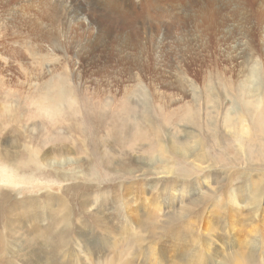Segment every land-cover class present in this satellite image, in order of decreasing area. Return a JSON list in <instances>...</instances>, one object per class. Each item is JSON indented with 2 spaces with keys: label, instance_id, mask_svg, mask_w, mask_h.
<instances>
[{
  "label": "rangeland",
  "instance_id": "374dc122",
  "mask_svg": "<svg viewBox=\"0 0 264 264\" xmlns=\"http://www.w3.org/2000/svg\"><path fill=\"white\" fill-rule=\"evenodd\" d=\"M76 1L77 5L81 1L85 5L96 7L101 13H97V15H104L106 12L115 13L113 4L105 0L97 4H93L89 0ZM157 1L163 4L160 5L162 10L153 13L155 29L153 38L151 36V45L154 48L149 50V47L145 50L143 45L141 50L139 48L137 52L141 61L139 64L131 59L124 61L126 55L118 51L115 39L112 40L109 47L95 43L96 46L90 44V48H85V52L80 51L79 42L89 40L94 36V34L90 35L84 24L78 28L79 30L71 31L68 44L63 43L64 50H56L42 39L36 41L26 39L25 37H29L26 24L24 23L22 28L15 26V17L13 18L11 14L13 10L10 8V12L9 6L16 5L15 7L19 9L21 4L40 5L39 7L44 4L35 0H0V68L3 63H6L10 70L13 65L21 70L20 73L15 72L16 79L11 82L13 87L5 85L0 75V149L9 154L17 153L18 159H21L23 156L27 158L30 156V151L25 149V145L29 146L30 150L32 147L38 150L41 148L39 146L42 144V134L48 135V140L53 139L48 141L49 145L58 142L61 137L64 141H69L68 137L63 134H65V128L77 127L79 121L75 119V115L64 116L63 112L54 115L49 114L47 108H40V103L46 102L47 98L43 97V94L49 90L50 84L56 85L51 89L52 95H56L59 88L67 90L69 87L76 102L86 101L92 105L90 113L85 116H82L81 113L77 115L82 116L80 123L84 125L90 123L93 128V125L98 126L91 118L95 112L93 107L96 106L105 111V115L122 111V119L126 120L128 115L132 119V123L137 120L143 128L149 124L153 125V118H155L154 121L158 125L164 123L163 127L167 132L175 134L173 143L176 141L184 145L187 142L185 127L192 125L194 128H199L195 123L192 124L193 122H189L190 124L187 126V121L190 118H193L194 115L197 118L198 115L205 117V112L210 116L229 111L233 112L232 118L229 119L231 126H224L225 133L228 134L232 131V124L240 125L243 116L246 119L244 122L249 125V130H243L241 133L251 138L259 137L261 142H264V134L259 133L258 127L250 122L251 119L256 118L257 114L264 115V40H262L264 0H153V4H156ZM179 6L182 8L172 17L171 11H165L176 9ZM35 7L33 6V8ZM184 8L186 11H190V15H187ZM155 9L156 6H153V11ZM32 12L34 13L33 10ZM183 13L185 15H182ZM199 14L203 15L201 21H198ZM141 19L142 17L137 20ZM41 21L45 23V20ZM85 23L87 22L85 21ZM159 23L166 25L167 28H159ZM115 30H119V28L116 27ZM117 34L114 33V35ZM245 37L250 39L254 47H258V58L251 57L249 59L247 56V61L240 58L239 50ZM22 38L27 41L28 46H22L24 45L21 44ZM30 40H32L31 43ZM133 42L137 43V47H139L138 43L142 41L134 37ZM21 47L25 48L24 50L27 49L26 55L18 57L13 54L16 49ZM29 47L37 50L33 53L34 57H31L33 54ZM251 53L253 54V51ZM32 61L35 62L34 66L28 63ZM57 62H60L57 64V70L51 72L46 78L42 77L38 80L32 76L34 72L41 69L43 71L51 69ZM253 63L257 72L255 71L254 80L249 86L248 83L245 84V77L248 68H251ZM32 70L33 73H30ZM23 71L26 75L22 74ZM3 73V76L6 77L7 72ZM10 74L12 73L10 72ZM27 77H32V80ZM252 86L255 88H250ZM209 87L213 88V95L206 97L210 92ZM63 101L67 103L66 94ZM15 109L17 111L13 115L11 111ZM146 117H150L152 121L143 120ZM47 120H56L53 122L60 125L56 128L55 133L47 130V126L50 125L49 121L46 122ZM118 125L119 122L112 125L103 123L99 128V137L105 140L110 126L115 128ZM82 128L84 136H90L87 127ZM27 133L30 136L25 137ZM230 136L232 137V134L227 135L228 139ZM79 139L82 140V137L80 136ZM211 139H213L212 135L205 136L204 134V142L210 148L212 147L211 152L215 155L214 157L222 158L223 163L219 166L220 169L218 167L214 170L207 169L209 162L205 160L211 158H205L204 161L194 160V157L199 154V150L191 152L188 159L194 160L193 166L196 169L200 167V169L199 171L194 169L193 172L196 175L191 173V176L188 177L193 182L198 177L207 180L205 184L197 187L195 183L193 186L187 183L188 186L185 188L186 185L181 180L177 178L174 180V177L170 179L172 174L167 172L166 168L161 167L157 159L147 162L137 155L142 154L143 150L132 152V168L151 167L155 174L152 178L149 177L150 175L134 176L124 183L125 187H130L134 184L133 182L137 181L136 184L142 182V186L136 190L145 193L143 197L130 198L129 203L126 204L127 213L125 214L127 217H131L130 223L133 225L132 232L134 233L130 241L127 242L125 239L126 242L123 243H121L123 240L114 242L113 247L108 246L103 251L91 249L88 255L84 254L85 256L82 255V250H79V253L73 257L68 255L72 251L69 246L67 255L64 257L66 263L61 264H74V261L77 264H112V261L113 264H123L125 260L131 264H264V160L255 161L253 157L250 158L251 156L245 152V147L238 148L241 152L235 156L234 151L223 147L227 143H231L229 140H225V144L222 146L216 147L215 145L213 147L217 141L212 142ZM81 140L77 141L84 148L90 145L93 150L96 149V145H91L88 138L85 142ZM238 142V140L235 141L236 144L240 143ZM70 146L72 148L73 143ZM104 148L106 157L110 156L111 146L108 145ZM41 149L46 150V148ZM116 150L122 153L124 148L118 144ZM72 157H77V154L75 156V153L70 152L60 159H58L57 153L51 154L49 156L51 165L46 167L49 172L43 176H36L38 171L31 174L24 170H13L10 164L0 161V191H11V199L13 197L26 202L39 198L46 200L49 196H56L65 191L67 198L75 195L77 201L74 205L69 200L67 209L69 210L70 206L72 211L78 217L80 216L83 223L94 224L100 216L92 208L93 201L97 199L98 194H102L100 191L102 189L108 195L120 198L122 188L116 187L113 182H119L121 179L103 177L104 174L101 175L97 168V171H94L95 175H98L99 172L101 177H91L97 181L96 185L94 184L95 187H92L91 181L86 179L87 175L83 174L84 167L74 171H81L78 179L72 177L67 179L64 177L65 173H68V169L63 164L65 161L59 162V165L57 162ZM183 165V163H179V167ZM255 169H260V171ZM162 170H166V172L156 175ZM142 172L145 171L138 170L136 174ZM93 175L89 174V176ZM87 178L90 179V177ZM76 181L79 182V187L72 184ZM182 181L188 182V180ZM108 184H111V188L106 187ZM167 187H171L169 194L163 199L158 197L157 194ZM255 187L262 190V199L255 203V205L258 204V211L252 209L250 195L253 194ZM119 203L120 201H118L117 209H120ZM138 205H140L139 208ZM55 208L56 206L52 210ZM25 215L24 218L20 216L21 220L18 223H29L26 219L27 214ZM58 217L57 215L52 216L50 222L53 223L51 220H54L57 223ZM2 220H5L4 217ZM5 224V221L0 223V229H4ZM24 225L23 229L20 228L21 238L25 240H20V244L22 243V250L19 252L21 260L22 257L30 256L28 252V250L30 251V242L27 238L34 237L32 234L26 235ZM152 226L153 237L149 234ZM74 229L77 230V226H74ZM101 230L100 227H95L94 233H99ZM58 235L57 229L50 230L46 235L43 244L48 246L46 247L47 251H52L55 239L58 240ZM130 235L131 232L128 236ZM142 237L144 238L142 239ZM116 246L119 247L116 248ZM8 252L10 251L7 250L2 254L0 252V257L8 261V256H10ZM55 258H58L57 254ZM9 259L11 260V258ZM15 259L18 264H21L20 259Z\"/></svg>",
  "mask_w": 264,
  "mask_h": 264
},
{
  "label": "bare ground",
  "instance_id": "6f19581e",
  "mask_svg": "<svg viewBox=\"0 0 264 264\" xmlns=\"http://www.w3.org/2000/svg\"><path fill=\"white\" fill-rule=\"evenodd\" d=\"M35 1H40L44 5L43 6L41 5L42 7H39L40 5H32V4L22 5L21 4L19 6V9L15 7L16 5L9 6V10L10 8L11 10H13L11 14L13 18L15 17L14 19L15 26L19 28L26 24L28 28L27 33L29 34V37H25L26 39H33L34 41L42 39V41H47L56 50L58 49L64 50L63 43L65 45L68 44L69 39H70L69 35L71 34V31L79 30L78 28H80V26L84 24V26L86 27V30L90 32V35L94 34V36L92 38H89V40L79 42L80 51L82 50L84 51L85 48L87 47L90 48L89 45L91 44L93 46L95 45V43H98L104 47L105 46L109 47L112 40L115 39L118 45V51L123 54L125 53L126 55L124 57V61L131 59V60L137 61L139 64H141L140 57L138 56V53H137L139 48L141 50L142 45L145 48V50H147L149 47H150L149 50H152V48H154L151 45L152 44L151 36L153 38L154 36L153 30L155 29L154 28L155 26L153 25V19H154L153 13L156 12L157 10H162V7L160 5L163 4V3L160 4L159 1H157L156 4H153V0H105L113 4L115 13L106 12V14L104 15H97V13H100V10H97L96 7H93L91 5H88V4L85 5L81 1H79L80 3H78V5H77L76 0H35ZM89 1H91L93 4L103 2V0H89ZM33 6L34 7L37 6V7L33 8ZM153 6H156V9L154 11H153ZM243 7H244V4H243ZM181 8L182 6H179L176 9L165 10V11H171V17H172V15L177 13V11H179V9ZM32 10L34 11V13L32 12ZM184 11H186L185 8H184ZM186 12H187V15H190V11H186ZM142 15H146V16H142ZM182 15H185V14L183 13ZM210 15H212V12H210ZM140 17H142V19L140 21L137 20ZM202 17L203 15L199 14L198 21L199 20L201 21ZM42 19L45 20V23L41 21ZM85 21L87 23H85ZM104 21H108L107 22L108 24L105 23ZM158 26L159 28H163V27L167 28V26L162 23H159ZM116 27L119 28V30H115ZM114 33H118V34L114 35ZM143 36H146V37L144 38ZM134 37L142 41L138 43L139 47H137V43H135L136 41L133 42ZM128 40L130 41L128 42ZM262 40H264V31L262 34ZM29 42L31 43L32 40H30ZM21 44H24L22 45L23 47L28 46L27 41L23 38H22ZM23 47H21L20 49H16L13 52V54H15L18 57H20V55H26L25 52L27 49L24 50L25 48ZM263 47H264V43H263ZM29 49L32 51V54L37 51L33 47H29ZM110 50H111V47H110ZM251 51H253V54L251 53ZM90 52L92 53V51ZM239 54H240V58L243 61H247V56L249 57V59L251 57L258 58V47H254L251 44L250 39L249 38L247 39L245 37V40L242 43V47L239 50ZM31 57H34V54ZM38 59H41V58H38ZM28 63L29 65H32V66H34L35 64L34 61L28 62ZM59 63L60 62L55 63L54 66L51 69H48L47 71H43V69H41L40 71H36L34 72L32 76L33 77L35 76L38 80L41 79L42 77L46 78L51 72L57 70V64ZM254 67H255L254 63L252 64L251 68L246 67L249 70L247 71V74L245 77V80H246L245 84L248 83L249 86L254 80L255 71L257 72L256 68L254 69ZM0 69H1L0 75L2 76L1 78L2 82L5 85L7 84L13 87L11 82L14 79H16L14 77L15 72L20 73L21 70H18V67L16 68V66L14 65L11 67V70H10L8 69V65L6 63H3L2 68ZM3 72H7L6 77L3 76L4 75ZM10 72L13 75L10 74ZM30 73H33V70ZM22 74L26 75L24 71ZM27 78L32 80V77H27ZM55 87L56 85L55 86L51 84L49 85V88H48L49 90L45 92V94H43V97L47 98L46 102L44 101L41 102L40 108L41 109L47 108L49 114L55 115V113L59 114L63 112L64 116L75 115V119L79 121L77 127L69 126L65 128V134H63L64 136L66 135V137H68L69 141L66 142L61 137L60 140H58V142L54 143L53 145H49L48 141H52L53 139L48 140L49 138L48 135L42 134L43 136L42 141H41L42 144L39 147L46 148V150H43L41 148H39L38 150V149H34L33 147L30 150L29 146L25 145L24 146L25 149L27 151H30L29 152L30 156L28 158L23 156V158L18 159L17 153L9 154L7 151L0 149V161H5L6 164H10L11 169L13 170L14 169L24 170L25 172H31V174L34 171H38L39 173L35 175L43 176L46 172H49V170L47 169L48 168L47 165H51V162L49 160V156H51V154L57 153L58 159H60L61 157L66 156L67 153L70 154V152H72V153H75V156L77 154V157H72L68 159L64 158L61 161L57 162L59 165V162L65 161L63 162V164L68 169V173L64 172L65 173L64 177H67V179L71 177L74 179H78V176L81 175L80 174L81 171L80 170L79 172H74V171H76L78 168L84 167L83 174L87 175L86 179L91 181V184L93 185L92 187H95L96 185L95 183L97 181H95L94 178L100 176V174L98 172V175H95L96 172L94 171L95 170L97 171V168H98L100 170L101 175L104 174L103 177H114L116 179H121L119 180V182H113V183H115L116 187L120 186L122 188V195L120 196V198L115 197V196H110L107 193H105L103 189L100 190L102 191V194L100 193L97 196L95 195L97 199L93 201L92 203V208L99 214L100 217L96 219V223L89 225V224L83 223V220L80 218V216L78 217V215H76L75 212L72 211V208L70 206H69V210L67 209L69 205V200L74 205L77 201L75 200V195L70 196V198H67L65 191L60 192L56 196L55 195L49 196L46 200H44L43 198H39L38 200L33 199L28 202L20 201L23 199H18V198H13V197L11 199V196H12L10 194L11 191H0V223L4 221L6 222L5 228L0 229L2 230L0 231V252L2 254L3 252H6L7 250L10 251L8 252L10 255L8 257L11 258V260L8 258V261H7L3 257H0V264H16V263L18 264V261H16L15 258L17 259L21 258L19 255V252L22 250L21 249L22 243L20 244V240L21 241H25V240L24 238H21L20 228L23 229L22 227L24 224H25L24 226H25L26 235L32 234L34 237L31 236L27 238L28 241L30 242V245H29L30 251L28 250V252L30 253V256H28L27 258L22 257V260L21 259L20 260L23 263L21 262V264H59V262L60 264L66 263L64 261V257L67 255V247L69 246H70V249L72 248L71 249L72 251H70L68 255L73 257V256H76L77 253H79V250H82L83 252L82 255L84 254L88 255V252L91 249L95 251L97 250L103 251V250H106L108 246L113 247L114 242L116 243L120 240H123L121 241V243L126 242V240L127 242H129L130 238L133 236L132 234L134 233L132 232L133 225L130 223L131 217L130 216L127 217V215L125 214L127 213L126 204L129 203L130 198L136 199L139 197H143L145 193H142V191L136 190V188L139 189L142 186L143 184L142 182H140L139 184H136L137 181L133 182L134 184L131 185L130 187L128 186L125 187L124 183L128 181V179L133 178L134 176L139 177L140 175L141 176L150 175L149 177L152 178L153 174H155V171L151 167L141 168V169L139 168L134 169L131 167V164L133 161L131 153L134 151L143 150L142 154H137V155L140 158L145 159L147 162H151L152 160L154 161L157 159L161 167L166 168L167 172L172 174V176H170V179L171 177H174V180L176 178L178 180H181V182L182 183L184 182V184L186 185L185 188H187L188 184H191V186H193V184L195 183L197 187L198 185H203L207 182V180L203 179L202 177L196 178L195 182L191 181V179L188 177V176H191V173L196 175L193 172L194 169H196V167L193 166L194 160L204 161L205 158L207 159L208 157L211 158L205 161L209 162V166L206 168L212 169V170H214L217 167L219 168V166L223 163L222 158L214 157L215 155L212 154L211 152L212 147L210 148V146H208L204 142L203 140L204 134L205 136L212 135V138H213L211 139L212 142L217 141V144L216 143L213 144V147H215V145L216 147L220 145L222 146L223 144H225L224 142L225 140H229L231 143L229 144L227 143V145H224L223 147H228L229 149L234 151L235 156H238L241 152L238 150V148L245 147V152L246 154L251 156L250 158L253 157L255 161L264 160V142H261V138L259 137L251 138L241 133V131L243 130L245 131L249 130V125L244 122L246 119H244L243 116L241 117L240 125H237L236 123L232 124V131L228 133L230 135L232 134V137L230 136L228 139L227 137L228 134L224 132L225 131L224 126H231V124L229 123V119L232 118L233 112L228 111V112H225L226 114L220 113L218 115L217 113V114H211L210 116L208 113L205 112V117H200V115H198V118L196 117V115H194L193 118H190V120L187 121V126H189L190 124L189 122H193L192 124L195 123L199 128L198 129L196 127L194 128L192 127V125L189 127H185L187 129L185 130L187 133V142H185V144L182 145L176 141L173 143L175 134L168 133L167 130L163 127L164 123H161L160 125H158V123L154 121L155 118H153V125L149 124V125H146V128H143L142 125L138 124L139 122H137V120L134 123H132V119L128 115L126 116V120L122 119L121 117L122 111L110 113L109 115H105L106 113L105 111L94 106L93 111L95 112L92 114L91 118L96 124H98V126L93 125L94 126L93 128L90 126V123H87V125H84L80 123V119L82 116H85L91 112L90 108L92 105L88 104L86 101L76 102V100L70 93L71 90L69 87L67 90L65 89L61 90L59 88L58 91L56 92V95H52L51 89ZM250 88H255V87L252 86ZM209 89H210V92L208 96L206 97L213 95L212 93L213 88L209 87ZM18 91H21V90H18ZM64 93L66 94V97H67V103H64L63 101L64 95H65ZM255 100H258V99H255ZM222 105H223V102H222ZM16 111H17L16 109L12 110L11 113L13 114ZM79 113H81L82 116H78L77 114ZM255 117L256 118L251 119L250 122H252L254 125L258 127L257 131H259V133L262 132L264 134V115L262 116V114L259 113ZM143 120L152 121L150 117H146ZM184 120H187V119L184 118ZM48 121L50 122V125L47 126V130L49 132L53 131L55 133L57 131L56 128L60 125L56 124V122H53L56 120H53V121L47 120L46 122ZM85 121H88V119H85ZM116 122H119V125L115 128L114 127L112 128V126H110L106 139L105 140L101 139L98 135L100 133L99 131L100 126L103 123H108L109 125H112ZM234 125H237V126H234ZM85 126L90 131V136L88 137L84 136L83 134L82 127H85ZM26 136H30V135L27 133L25 137ZM80 136L82 137V140L84 142L88 138L90 140L91 145H96V149L93 150L92 147H90V145L84 148L83 145H81L80 142L77 141V140H81L79 139ZM236 140H238L240 143L238 142L239 144H236L237 143V142L235 143ZM72 143L74 146L70 148L71 147L70 145ZM118 144H120L124 148V151L122 153L116 150V145ZM46 145H48V147H46ZM108 145L111 146V151H110V156L106 157V150L104 147ZM101 147H102V150H100ZM16 148H17V145H16ZM196 150H199V154L197 155V157H194L193 161H190L188 159L189 154ZM26 156H27V153H26ZM242 156H243V152H242ZM84 158H87V159H84ZM179 163H183L184 165L182 167H179ZM85 164H87V166H85ZM41 166H44V167L40 168ZM69 169L71 170V172ZM142 169L145 172H142L141 174H136L138 170H142ZM199 169L200 167H198L196 170L199 171ZM166 170L157 172L156 175H160L161 172H166ZM255 170L260 171V169H255ZM207 171L209 172L211 170H207ZM89 174L90 175L94 174V175L89 176ZM87 177H90V179H88ZM91 177H94V178H91ZM182 180H188V182L182 181ZM245 181L246 180H244V182ZM72 184H75L76 187H79V182L77 181L76 183L74 182ZM111 184H108L106 187L111 188L110 187ZM192 188H195V187H192ZM170 190H171V187H167L165 190H162L160 194H157V195L158 197H161L163 199L169 194ZM250 195H251V203L253 205L252 209H255L256 211H258V206H257L258 204L255 205V203L259 202L262 199L261 188L255 187L253 194H250ZM118 201H120L119 203L121 205L120 209H117L119 207ZM58 205L59 207H57ZM55 206L56 208L52 210V208ZM139 207L140 205H138V208ZM84 209L85 207L83 208L82 212L84 211ZM25 214H27L26 219L29 221V223H18L19 220H21V218L26 217ZM54 215L59 216L58 217L59 221L57 223L54 220H51L53 221V223L50 222V218L52 216L54 217ZM2 217H4L5 219L4 221L2 220ZM123 217L125 219H121ZM114 221H117V223H114ZM74 226H77L78 229L75 230ZM95 227H100V229L102 230L99 231V233H94ZM149 227H150V224H149ZM54 229H57V233L59 234L58 240L55 239V246L52 248V251L51 250L47 251L48 249L46 247L48 246H45L43 242L46 239V235L49 234L50 230H54ZM130 232H131V235L128 236ZM149 234L151 237H153V226L149 230ZM143 238L144 237H142V239ZM39 241H41V243H39ZM61 242L63 243L61 244ZM90 242L94 244H91ZM118 247L116 246V248ZM56 254L58 255V258H55ZM125 261H123L124 262L123 264H131V262L129 261L125 262ZM130 261H131V258H130ZM75 263L76 262L74 261V264ZM111 263L113 264V261Z\"/></svg>",
  "mask_w": 264,
  "mask_h": 264
}]
</instances>
